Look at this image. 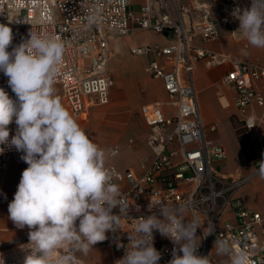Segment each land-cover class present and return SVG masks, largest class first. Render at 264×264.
<instances>
[{
    "label": "built area",
    "instance_id": "built-area-1",
    "mask_svg": "<svg viewBox=\"0 0 264 264\" xmlns=\"http://www.w3.org/2000/svg\"><path fill=\"white\" fill-rule=\"evenodd\" d=\"M130 1L0 0V24L12 29V47L28 39L31 30L59 37L63 42V61L54 86L60 87L65 104L77 118H84L91 107L104 106L110 101L113 80L108 72V41L111 38H125L133 31L167 34L172 38L167 45L148 42L129 47L131 56L148 58L143 71L148 77L161 80L167 101L144 104L138 110L148 128L145 142L151 153L149 167L136 175L130 170L106 166L115 169L117 175L112 182L119 185L128 207L120 221L121 228L106 232L107 239L97 245L104 247L110 263L116 264L130 243L129 234L135 235V219L153 213L160 216V206L165 204L168 208L182 209L187 220L200 222L202 227L197 229L196 241L200 244L198 254L209 255L211 264L210 250L215 247V240L228 242L233 252H246L249 264H264V215L246 206L240 196L243 186L264 177L258 171L259 162L264 160V131H259L264 128V115L258 117L253 113L254 108L264 109V93L258 87L264 85V66L213 53L195 44L196 40L215 41L219 25L239 24L233 12L249 6L250 0L189 3L144 0L139 16L127 11ZM197 62L207 67L230 65L223 83L234 92L237 135L249 140L252 135L257 138L250 174H223L226 152L222 146L206 140V134L214 133L216 128L204 126L200 119L193 79ZM7 79L0 73V87L15 99ZM249 121L256 126L249 128ZM8 127L11 139L16 125L13 122ZM0 147L4 148L0 154V171L7 170L10 164H24L20 159L22 153L14 147ZM247 152L248 148L244 154ZM152 202L161 204H155L149 211L148 205ZM113 214L120 215L119 206L113 209ZM208 225H214L215 232L204 237L209 231ZM153 237L154 247L161 253L159 264H168L173 243L158 231L153 232ZM28 243L27 238L0 251V264H22L30 251L24 247ZM117 244L124 247L118 248ZM76 256L81 259L77 253Z\"/></svg>",
    "mask_w": 264,
    "mask_h": 264
},
{
    "label": "clouds",
    "instance_id": "clouds-1",
    "mask_svg": "<svg viewBox=\"0 0 264 264\" xmlns=\"http://www.w3.org/2000/svg\"><path fill=\"white\" fill-rule=\"evenodd\" d=\"M233 16L248 44L264 48V0H250L249 6L235 10ZM13 39L12 29L0 24V73L15 94L13 99L0 87V145L14 147L28 165L8 204V218L17 228L29 229V243L24 247L30 251L22 264H83L76 253L86 256L94 245L105 241L106 232L120 227L128 205L119 185L112 182L115 169L105 166V151L89 138L56 94L63 42L32 30L15 47ZM13 122L15 135L9 139L8 126ZM247 126L256 124L249 121ZM259 166L264 176V160ZM155 204L161 202L150 203L149 211ZM117 206L120 215L113 214ZM159 213L162 219L156 213L135 219V235L129 234L130 243L116 264H159L161 253L154 247V231L174 245L168 264H211L209 255L198 254L197 229L202 225L197 219L187 220L182 209L165 204ZM208 229L204 237L215 232L214 225ZM214 245L218 254L230 257V264H249L247 253L233 252L228 242L215 240Z\"/></svg>",
    "mask_w": 264,
    "mask_h": 264
},
{
    "label": "crops",
    "instance_id": "crops-1",
    "mask_svg": "<svg viewBox=\"0 0 264 264\" xmlns=\"http://www.w3.org/2000/svg\"><path fill=\"white\" fill-rule=\"evenodd\" d=\"M238 28V23L219 25V36L215 41L203 43L196 40L195 44L213 53L230 55L240 61L264 66V48L250 46ZM147 35L150 36V43L167 45L172 42L170 35L143 31H133L121 39L111 38L108 41V72L113 80L110 101L104 106L91 107L84 118L73 116L89 138L105 151V166L112 165L120 171L130 170L136 175L142 174L151 162V153L145 142L148 128L138 115V110L144 104L167 101L161 80L148 77L143 71L148 58L133 57L129 52L131 45L148 43L140 40ZM133 59L135 64L131 62ZM229 70V64L207 67L203 62H197L193 79L201 122L206 127L214 125L216 128L214 133L206 134V140L209 144L222 146L227 155L221 171L225 175L240 176L250 174L253 167L251 158L244 154L233 124V119L237 122L234 92L223 83ZM258 87L264 93V85ZM55 90L69 111L62 92L59 94L56 87ZM253 113L260 117L264 115V109L254 108ZM259 131H264V128H259ZM249 141L253 151L257 150L256 135L250 136ZM114 150L116 155L111 156ZM27 167L26 163L10 164L7 170L0 171V251L28 238L29 229L17 228L8 218V204L13 200L21 173ZM240 196L246 206L264 215V177L255 178L243 186ZM210 251L212 264L229 263L228 255L218 254L215 247ZM77 254L83 264H111L108 251L97 244L86 256L80 252Z\"/></svg>",
    "mask_w": 264,
    "mask_h": 264
},
{
    "label": "rangeland",
    "instance_id": "rangeland-1",
    "mask_svg": "<svg viewBox=\"0 0 264 264\" xmlns=\"http://www.w3.org/2000/svg\"><path fill=\"white\" fill-rule=\"evenodd\" d=\"M143 1L144 0H132V1H130V4H129V6L127 7V11L128 12H130V13H133L135 16H139L140 14H141V10H140V5L143 3ZM200 1H203V0H200ZM140 40H143V41H145V42H150V36L149 35H147V36H145V37H143V38H140ZM135 59H133V60H131V62H133L134 64H135V61H134ZM138 61V60H137ZM136 61V62H137ZM140 61H138V63H139ZM113 77H114V75H113ZM54 87H56L57 89H58V92H59V94H61V89H60V87L58 86V85H55ZM145 95H146V93H144ZM142 96H143V94H142ZM233 124H234V127L236 128V133L238 134V130H237V128H238V122H236L234 119H233ZM248 144H249V148H248V152L246 153V155L248 156H251V159L253 158V156H254V151H253V148L251 147V145H250V141H249V137H248ZM242 145V144H241ZM242 148H243V150L245 151V149H244V147H243V145H242Z\"/></svg>",
    "mask_w": 264,
    "mask_h": 264
},
{
    "label": "trees",
    "instance_id": "trees-1",
    "mask_svg": "<svg viewBox=\"0 0 264 264\" xmlns=\"http://www.w3.org/2000/svg\"><path fill=\"white\" fill-rule=\"evenodd\" d=\"M240 143L243 145L244 149L249 148L248 145V138L246 136L240 137L239 138ZM248 158H251V156L248 155Z\"/></svg>",
    "mask_w": 264,
    "mask_h": 264
}]
</instances>
